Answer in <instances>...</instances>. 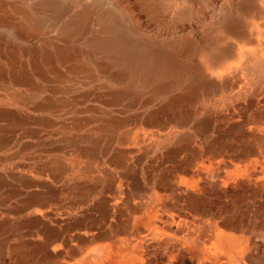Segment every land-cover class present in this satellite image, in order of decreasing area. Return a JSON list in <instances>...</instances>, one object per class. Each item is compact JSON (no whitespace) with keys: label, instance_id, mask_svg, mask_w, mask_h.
Segmentation results:
<instances>
[{"label":"rangeland","instance_id":"obj_1","mask_svg":"<svg viewBox=\"0 0 264 264\" xmlns=\"http://www.w3.org/2000/svg\"><path fill=\"white\" fill-rule=\"evenodd\" d=\"M55 1L0 0V74L23 97L0 89L21 118L2 142L0 117V264H264V79L246 76L245 56L211 72L199 54L245 0ZM83 12L200 82L137 81L86 46L93 33L66 31ZM245 30L257 43L239 46L264 53V26ZM24 69L32 90L13 81Z\"/></svg>","mask_w":264,"mask_h":264},{"label":"bare ground","instance_id":"obj_2","mask_svg":"<svg viewBox=\"0 0 264 264\" xmlns=\"http://www.w3.org/2000/svg\"><path fill=\"white\" fill-rule=\"evenodd\" d=\"M191 1H195V0H191ZM261 1L264 2V0H245L243 3H240L239 5L233 7V11L230 9L232 12L226 13L219 25L215 27V24H217L216 22L214 24V28L213 29L210 28L211 32H214V34L211 38L207 40L209 43V47H207L208 48L207 50L199 52L201 57H203V64L205 68V69L203 68V70H211V72L217 71L218 68L224 67V64L226 65L228 59L231 56L239 54L240 56H245L246 58L245 59L246 61L243 62L245 63L244 69H246L245 70L246 76H250V78L254 79L252 81L255 85L261 84L262 82L261 78L264 79V53L255 51L253 47L247 50L239 46V43H245L246 45H254L255 42L257 43L256 41L257 31L252 32V30H250L249 32L245 30V27L249 26L251 22H254V24L256 25L264 26V8L261 10L259 6V2ZM46 4L52 7L56 5V1L47 0ZM226 10H229V7ZM191 11L192 10H190V12ZM223 12H225V10ZM92 21H93L92 13L83 12L81 16L75 17L72 20H70L68 23H66V26L64 28H66V31L72 35L74 34L87 35L89 33L91 34L93 33L92 37L89 40H87L86 43L88 44L86 46L96 54L106 55L107 57L108 55L111 56L113 62L112 64H114L115 66L116 65L121 66L127 72L136 74L138 77L137 81L141 80L143 82H146V84H148V83H152L157 78H162L164 76H168L173 73L180 72L185 76L190 74L191 77L196 79L195 81L196 84L200 82L201 80L200 76L202 75V70L196 67H192L191 65L189 66L186 64L179 63L175 58H173L174 56L172 58L168 56L163 57V55L161 54L160 57L158 56V53L152 52L155 50L151 51V49L149 47H146L145 43L142 41H138V40L131 41L130 37L132 36L129 37L128 32L124 29V25L120 24L119 20H118L119 23L115 21L109 23V26L108 24H104L100 22V24H98L99 28H97L96 31L94 30ZM257 21H262V22L258 23ZM186 44L187 46L185 48H187L186 49L187 52H191L193 50L197 52L196 47L193 46L194 43L192 39L186 40ZM62 56L63 54H61V57ZM11 59L12 60H10V64L13 69V73L15 74L16 73L15 64L17 62V59L15 55ZM104 68L108 70V67H104ZM25 69L22 70V72H20L19 74L16 75L13 74L14 75V77L12 76L14 79L13 81H15L17 85H25L31 87L32 90V87H36V85H33V81H34L33 77L29 74V71ZM229 70L233 72V74L231 75H234V77H236L235 72H237V69L230 67ZM40 75L46 76V74L44 73H40ZM231 75L218 73L216 76L219 81L223 82L225 80H230L232 78ZM58 77L61 80L65 79L64 75L63 76L59 75ZM7 78L8 77L5 74H0V89L8 91V93L10 94L13 100L17 102H21L23 97L14 88L12 89L13 86H11ZM0 117H5L7 118V122L9 121V125H8L9 127L5 126L6 128L4 129V131L7 132L1 137L2 142H4L5 139H9L8 134L13 133L14 128L17 127L19 124H21V118L15 112L7 111L4 109H0ZM205 123L208 122L206 121ZM1 131H2V127H1ZM190 139L191 138H189V140ZM120 156H122V153H120ZM121 160L122 159H120V161ZM90 170L91 168L88 167L87 169H85L84 172H86L89 175L91 173Z\"/></svg>","mask_w":264,"mask_h":264},{"label":"crops","instance_id":"obj_3","mask_svg":"<svg viewBox=\"0 0 264 264\" xmlns=\"http://www.w3.org/2000/svg\"><path fill=\"white\" fill-rule=\"evenodd\" d=\"M89 167V166H88ZM91 168V167H90ZM90 171H92V170H90ZM87 174V173H86Z\"/></svg>","mask_w":264,"mask_h":264}]
</instances>
